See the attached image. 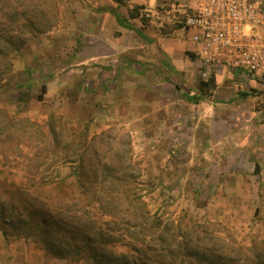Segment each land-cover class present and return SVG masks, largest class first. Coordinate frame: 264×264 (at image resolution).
<instances>
[{
  "label": "rangeland",
  "instance_id": "374dc122",
  "mask_svg": "<svg viewBox=\"0 0 264 264\" xmlns=\"http://www.w3.org/2000/svg\"><path fill=\"white\" fill-rule=\"evenodd\" d=\"M82 7L90 12L88 0H0V234L9 246L1 240L0 263L93 264L88 254L49 255L9 218L16 188L59 176L74 183L81 155L93 169L107 165L132 175L134 195L143 196L152 215L183 228L200 225V235L214 236L203 246L225 260L209 262L233 264L237 243L264 246V81L212 70L216 89L198 101L209 69L172 44L173 59L163 55L156 63L145 47L133 62L137 72H120L108 87L106 77L90 76V59L55 43L65 31L70 42ZM179 28L155 29L168 39ZM21 85L27 103L17 101ZM42 85L47 92L39 102ZM86 213L78 216H91L98 226L111 220L97 206ZM113 250L128 252L124 245Z\"/></svg>",
  "mask_w": 264,
  "mask_h": 264
},
{
  "label": "trees",
  "instance_id": "16d2710c",
  "mask_svg": "<svg viewBox=\"0 0 264 264\" xmlns=\"http://www.w3.org/2000/svg\"><path fill=\"white\" fill-rule=\"evenodd\" d=\"M215 89L216 79L212 74L208 80L199 82L197 100H203ZM46 92V86L42 85L39 102L44 101ZM17 95L18 102L30 100L22 85ZM241 96L246 98L250 94ZM51 138L57 142L55 133L51 132ZM98 154V150L93 152V156L98 157ZM77 163L71 174L74 183H68V177L59 176L54 181L31 185L29 190L18 187L15 193L19 201L16 198L10 204L9 218H15L27 231V237L43 244L49 255L63 259L88 254L93 264H191L188 262L191 259L197 264H219L209 262V257L218 262L221 257L225 260L222 252L203 246L206 239L214 241L216 238L207 233L200 235L197 231L202 226L183 228L178 220L166 221L158 214L152 215L143 196L134 195L136 189L130 181L133 177L128 172L111 170L107 165L93 169L84 155ZM92 206H97L103 216L111 220L98 226V220L87 218L86 210ZM80 212L85 215L78 216ZM120 231L122 235L118 236ZM126 240L131 242L123 244ZM116 245L126 246L128 252L114 251ZM236 245L231 251L235 254L233 264H264V246Z\"/></svg>",
  "mask_w": 264,
  "mask_h": 264
},
{
  "label": "crops",
  "instance_id": "0c3cea01",
  "mask_svg": "<svg viewBox=\"0 0 264 264\" xmlns=\"http://www.w3.org/2000/svg\"><path fill=\"white\" fill-rule=\"evenodd\" d=\"M90 2V12L81 8L78 12L77 20L72 23L71 40L66 41L65 32L58 36L56 40L60 46L70 44L72 55L78 52L81 60L90 59V76H104L108 79L105 84L108 87L116 83V78L120 72L130 69L137 72L136 63L144 57V48L149 47L152 60L156 63H163L164 57H171L170 50L172 44L181 47L191 58L200 53V46L192 41L195 31H185L181 27L178 30H170V38L166 39L163 33L153 26L142 22L139 11L144 7H158L167 0H88ZM192 10H197L200 2L197 0H186ZM136 8L139 10L136 11ZM59 35V34H57ZM175 37V39L173 38ZM167 47V48H166ZM86 53L90 57H86ZM225 71V70H224ZM229 73V72H228ZM236 75L234 73H229ZM136 80V78H135ZM122 84L123 81H121ZM126 85V84H125ZM104 83L99 84L102 88ZM111 90V89H110ZM116 89L113 88L112 91ZM4 242L3 248L9 249L2 234L0 242ZM0 264H28L12 260L10 263Z\"/></svg>",
  "mask_w": 264,
  "mask_h": 264
},
{
  "label": "built area",
  "instance_id": "2783aa9c",
  "mask_svg": "<svg viewBox=\"0 0 264 264\" xmlns=\"http://www.w3.org/2000/svg\"><path fill=\"white\" fill-rule=\"evenodd\" d=\"M192 10L186 0H167L139 11L143 23L155 28L179 26L195 31L192 41L209 69L225 70L244 79L264 81V5L253 0H197Z\"/></svg>",
  "mask_w": 264,
  "mask_h": 264
}]
</instances>
